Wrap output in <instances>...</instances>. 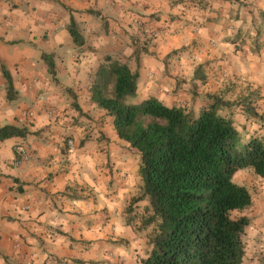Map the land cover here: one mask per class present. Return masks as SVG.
<instances>
[{"label": "crops", "instance_id": "crops-1", "mask_svg": "<svg viewBox=\"0 0 264 264\" xmlns=\"http://www.w3.org/2000/svg\"><path fill=\"white\" fill-rule=\"evenodd\" d=\"M106 57L137 72L135 102L153 96L195 116L211 103L207 93L233 101L253 91L261 116L235 104L243 122L231 118L245 138L264 139V0H0V127L25 131L0 140V264H110L112 252H124H111L121 238L135 252L125 207L141 186L139 153L91 100ZM198 65L207 78L201 104L190 86ZM245 172L252 182L234 181L251 193L242 215L256 257L264 252V177L236 174Z\"/></svg>", "mask_w": 264, "mask_h": 264}, {"label": "trees", "instance_id": "trees-1", "mask_svg": "<svg viewBox=\"0 0 264 264\" xmlns=\"http://www.w3.org/2000/svg\"><path fill=\"white\" fill-rule=\"evenodd\" d=\"M69 33L75 44L83 42L72 20ZM43 58L54 75L52 60L47 54ZM3 72L11 98L10 77ZM137 77L126 63L106 57L90 92L97 107L112 117L118 137L139 153L141 186L133 201H147L141 224L151 226L150 249L140 264H243L250 219L231 213L248 208L252 197L234 175L248 168L264 177V139L245 138L219 110L234 102L247 115L260 117L255 93L233 101L207 93L211 103L195 116L153 96L135 102ZM194 77L206 81L201 65ZM24 134L13 125L0 127V140Z\"/></svg>", "mask_w": 264, "mask_h": 264}, {"label": "rangeland", "instance_id": "rangeland-1", "mask_svg": "<svg viewBox=\"0 0 264 264\" xmlns=\"http://www.w3.org/2000/svg\"><path fill=\"white\" fill-rule=\"evenodd\" d=\"M56 74V73H55ZM52 75L53 77L55 76ZM207 79V78H206ZM207 81V80H206ZM206 82L202 83L200 80H196V82H192L191 83V93H192V97H193V101H197V104H201L202 101H205L207 98L205 97V93L203 92V85ZM201 90V91H199ZM195 97H199L197 100V98ZM255 99V105L257 108V98H256V93L253 96V99ZM129 102H132L133 99L129 98L128 100ZM135 101V99H134ZM138 100L136 99V102ZM231 101V100H230ZM197 104L194 105L195 109L193 110L194 112L197 111ZM207 107V106H206ZM205 107V108H206ZM201 108V106H200ZM219 112L225 116L228 117H232L233 120L235 122H243V117L242 114L239 110H237V106H235V103H230L228 106H222L219 110ZM198 115V114H197ZM255 119L257 117H254ZM240 125V124H239ZM241 126V125H240ZM241 127H239L240 129ZM245 128V127H244ZM242 133H246L245 130H240ZM252 177V173L250 172H245V173H237L236 177L234 178L237 181L240 182H252L253 179ZM139 186L140 183H138L136 185V189L133 190L134 194L130 196V201L129 203L131 204L128 207V204L126 205V217L128 218V216H130L131 219V228L133 230V232L136 234V237L134 238L133 242L135 241L136 246L134 247V251L135 252H130V248L132 246L131 242L128 240L124 239H117L114 243H116L115 245L113 244V249L111 250L114 251L115 248H122L124 249L123 251L120 250H115V252L111 253L110 259L108 260V262H110V264H126V261H129V264H140L141 259L143 257H145L146 253L148 252V250L150 249V245L148 243V235L149 232L151 230V226H146V227H142V217L145 215L144 212V206H143V200H136L133 201L134 198H136V196H138L140 190H139ZM244 211H233L231 214L232 216H239L242 215ZM245 240V239H244ZM251 245L252 244H247V242L245 241V255L243 258V264H264V252H260L256 257L255 255H253L251 249ZM140 247V252H137V250ZM263 247V246H262ZM126 252V253H125ZM128 254H132L131 256H129ZM129 256V257H128Z\"/></svg>", "mask_w": 264, "mask_h": 264}, {"label": "built area", "instance_id": "built-area-1", "mask_svg": "<svg viewBox=\"0 0 264 264\" xmlns=\"http://www.w3.org/2000/svg\"><path fill=\"white\" fill-rule=\"evenodd\" d=\"M27 116H28V118L31 119L33 117V112L32 111H29L27 113ZM68 144L69 145L72 144L71 140H68ZM16 149L18 150V153L21 156V158H26L27 157V154H26L25 150L22 147H17Z\"/></svg>", "mask_w": 264, "mask_h": 264}]
</instances>
